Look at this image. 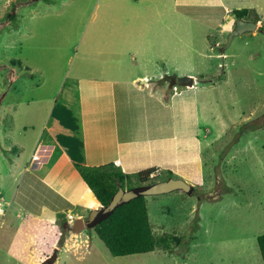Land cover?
Segmentation results:
<instances>
[{
    "label": "rangeland",
    "instance_id": "374dc122",
    "mask_svg": "<svg viewBox=\"0 0 264 264\" xmlns=\"http://www.w3.org/2000/svg\"><path fill=\"white\" fill-rule=\"evenodd\" d=\"M12 3L15 18L8 20ZM153 5L166 8H160L170 27L165 28L166 53L158 57L145 48L135 59H125L121 69L148 77L143 82L148 90L159 89L162 80V94L170 83L165 77L191 76L206 134L202 179L187 191L144 196L152 230L156 236H179L185 249L193 243H244L258 249L256 237L264 234V33L245 32L225 45L236 19L231 10L247 8L245 18L262 28L264 0H0V206L6 208L0 214L1 264L27 258L22 253L29 245L21 236L25 228H35L30 244L41 262L50 260L52 244L62 236L58 225L15 217L16 209L2 201L12 202L23 172L13 168L12 144L23 146L27 158L44 126L56 134L53 122L60 110L68 107L74 114L76 108L65 103L74 70H87L88 59L111 70L116 61L110 46L123 35L119 27L129 24L133 45L148 47L157 40L158 28L138 23L151 18L138 9L147 15ZM143 84L141 79L134 83ZM166 179V172L153 177L154 182ZM28 221L37 226L28 227Z\"/></svg>",
    "mask_w": 264,
    "mask_h": 264
},
{
    "label": "crops",
    "instance_id": "0c3cea01",
    "mask_svg": "<svg viewBox=\"0 0 264 264\" xmlns=\"http://www.w3.org/2000/svg\"><path fill=\"white\" fill-rule=\"evenodd\" d=\"M221 6L225 12L231 10ZM152 7L153 11L149 9L147 15L142 8L138 9L143 11L144 18L151 16L148 21L145 18L138 23L146 28H158L157 33L154 31L157 40H152L148 47L133 45L134 36H131V30L128 31L129 24L119 27L123 35L118 37V43L110 46L116 61L109 67L111 70H106L104 64L100 68L95 66L90 59L87 70H74L66 86L65 103L68 101L69 106L73 102L76 108L74 114L68 107L60 110L53 122L56 134L44 126L34 139L27 158L22 156L23 146L12 144L14 149L11 150L17 153L13 168L21 167L23 172L11 193L12 202L3 198L2 201L16 209L15 217H29L36 223L58 225L60 229L61 223L63 228L65 223L71 226L68 215L73 221L83 220L84 228L78 233L61 229L59 242L52 244L53 256L45 260L48 264H263L259 248L244 243H193L190 249H185L179 247V242L168 249L113 256L98 242L92 227L86 225L90 211L98 209L100 203L75 164H112L128 174L154 167L157 173L171 171L189 185L203 176L202 150L206 133L203 117L198 115L195 81L191 86L168 82L169 88L162 94V80L158 81L159 89L148 90L149 86L143 84L148 77L133 75L132 70L124 66L121 69L125 59H135L133 55L143 53L145 48L151 47L152 54L158 57L166 53L162 48L169 45L170 37L166 36L165 28L170 27L161 19V9L166 8ZM158 45L160 51L154 47ZM138 79L142 80L143 86L134 85ZM36 151L38 159L33 160ZM116 160H119L118 165H114ZM2 208L5 211L6 208ZM27 223L28 227L37 226L34 222ZM23 231L21 236L29 239V245H25L22 252L27 258L14 264H42L41 257L30 244L29 236L35 228ZM9 238L13 242L12 237ZM182 251L187 252L182 255ZM197 252L208 253L198 255ZM3 262L0 260V264Z\"/></svg>",
    "mask_w": 264,
    "mask_h": 264
},
{
    "label": "trees",
    "instance_id": "16d2710c",
    "mask_svg": "<svg viewBox=\"0 0 264 264\" xmlns=\"http://www.w3.org/2000/svg\"><path fill=\"white\" fill-rule=\"evenodd\" d=\"M10 8L11 12L6 16L8 20L15 18L16 5L12 3ZM231 13L236 19L248 20L245 18L249 13L247 8L233 9ZM262 29L264 30V27ZM75 168L100 203V208L107 213L102 215L98 213L99 210L94 209L90 211L88 217L98 213V221L90 227L111 255L124 256L146 253L156 248L168 249L172 244L181 241L177 235L164 233L156 236L154 234L144 196L178 189L187 191L191 186L182 178L167 171L168 179L154 182L153 177L157 176L154 167L131 174L122 172L112 164L102 166L75 164ZM60 226L63 231H66L62 223ZM256 241L264 264V234L258 235ZM42 264H48V262Z\"/></svg>",
    "mask_w": 264,
    "mask_h": 264
},
{
    "label": "water",
    "instance_id": "95a60500",
    "mask_svg": "<svg viewBox=\"0 0 264 264\" xmlns=\"http://www.w3.org/2000/svg\"><path fill=\"white\" fill-rule=\"evenodd\" d=\"M257 28L258 26L256 22H253L250 20L237 19L235 21L234 28L228 34L225 48L229 46L234 36H239L245 32L255 31ZM169 80L173 85H179V86H187V85L191 86L192 81H193L192 77L186 76V75L185 76H170ZM95 210H99L98 213H101L102 215L107 214L106 211L100 207ZM106 210H108V207H106ZM98 213L88 217V221L86 223L88 227H90L92 224L98 221V218H97ZM64 227L68 230H71L73 233H78L84 228V223H83V220L79 218V219L74 220L71 226L64 224Z\"/></svg>",
    "mask_w": 264,
    "mask_h": 264
},
{
    "label": "built area",
    "instance_id": "2783aa9c",
    "mask_svg": "<svg viewBox=\"0 0 264 264\" xmlns=\"http://www.w3.org/2000/svg\"><path fill=\"white\" fill-rule=\"evenodd\" d=\"M32 158H33V160H37L38 159V151H36L34 154H33V156H32ZM119 164V160H116V161H114V165H118ZM3 211V208H2V206H0V213ZM2 214V213H1ZM68 218V222L72 225V223H73V218L71 217V216H67Z\"/></svg>",
    "mask_w": 264,
    "mask_h": 264
},
{
    "label": "flooded vegetation",
    "instance_id": "af4514ba",
    "mask_svg": "<svg viewBox=\"0 0 264 264\" xmlns=\"http://www.w3.org/2000/svg\"><path fill=\"white\" fill-rule=\"evenodd\" d=\"M237 19H235V21H236ZM234 26H235V24H234ZM257 29H259L262 33H264V30L261 28V27H259V28H257Z\"/></svg>",
    "mask_w": 264,
    "mask_h": 264
}]
</instances>
